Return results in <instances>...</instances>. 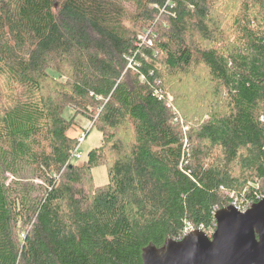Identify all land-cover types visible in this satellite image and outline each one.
<instances>
[{
  "label": "trees",
  "instance_id": "trees-1",
  "mask_svg": "<svg viewBox=\"0 0 264 264\" xmlns=\"http://www.w3.org/2000/svg\"><path fill=\"white\" fill-rule=\"evenodd\" d=\"M231 2L0 0V264H144L232 192L261 200L264 0ZM185 82L186 119L210 110L188 141ZM79 116L102 134L82 163Z\"/></svg>",
  "mask_w": 264,
  "mask_h": 264
},
{
  "label": "water",
  "instance_id": "water-1",
  "mask_svg": "<svg viewBox=\"0 0 264 264\" xmlns=\"http://www.w3.org/2000/svg\"><path fill=\"white\" fill-rule=\"evenodd\" d=\"M212 236L197 230L162 248L144 249V264H264V198L246 212L231 205L215 213Z\"/></svg>",
  "mask_w": 264,
  "mask_h": 264
},
{
  "label": "rangeland",
  "instance_id": "rangeland-1",
  "mask_svg": "<svg viewBox=\"0 0 264 264\" xmlns=\"http://www.w3.org/2000/svg\"><path fill=\"white\" fill-rule=\"evenodd\" d=\"M230 3H232L231 0H228L227 5L231 6V8L227 11V13L229 14L234 12V10L236 9V5H237V3H234V4H230ZM227 5L225 4V7ZM177 89L179 92L177 91ZM181 93L183 94L182 99H180ZM167 96H168V101L173 108L175 116L178 117L180 120V123L178 124L179 125L183 124L187 128L186 135H187V141H188L189 131H191L193 128L197 127L198 125L204 123L208 119V116L210 115V110L204 109L202 107V109L204 110L202 111L200 115L194 116L193 119L191 120L186 119L185 113L184 111H182L183 109L185 110V108H187L186 106L190 108L194 107V109H197L200 106V102H199V99L197 98V95L195 94V90L193 87L189 86L188 82H185L181 86L176 87L172 90H168ZM184 96H186V99ZM71 113H72V110L67 109L65 112V115L68 116ZM81 133H84V135H86V138L80 145L79 151H80L82 158L79 159L77 163H82V162L87 161L89 153L93 151L94 149H97L102 144L101 132L97 128L90 130V121L82 116H79L76 120V124H74L69 130L68 135L69 137L73 139H77L78 136L81 135ZM93 176H94L95 185L97 187L103 186L108 182L107 168L104 166L94 168ZM241 191L243 192L242 195L239 194V191H234L229 195V197L233 199L232 205L235 206L236 204V205L242 206L246 204L245 200L248 196V193H245L246 187H244V189ZM259 193L263 194L262 192H259Z\"/></svg>",
  "mask_w": 264,
  "mask_h": 264
},
{
  "label": "built area",
  "instance_id": "built-area-1",
  "mask_svg": "<svg viewBox=\"0 0 264 264\" xmlns=\"http://www.w3.org/2000/svg\"><path fill=\"white\" fill-rule=\"evenodd\" d=\"M143 40H144V42H146L149 46H152V45H153V42H152L151 39H148V38H144V37H143ZM130 67L135 68V66H132V64H130ZM77 139L79 140V146H78L77 149H76V152H75V158L79 160V159L82 158V156H81V154H80V151H79V148H80V145L82 144V142H83L84 139H85V135H84V133H81V135L78 136ZM257 198L262 200V199L264 198V196H262V195H261V196L258 195ZM261 200H260V201H261ZM252 204H253V201L247 200L245 205H242V206H241V205H236V204H235V207H236L239 211H241V212H246V211L252 206ZM233 206H234V205H233ZM197 230H201V231L205 232L208 236H212V235L214 234V232H215L214 227H211V228L206 229V228H204V226H200V228H196L193 224H191V223H186V226H185V229H184V233H183V234H184V236H185V235H187V234H189V233H191V232L197 231Z\"/></svg>",
  "mask_w": 264,
  "mask_h": 264
},
{
  "label": "bare ground",
  "instance_id": "bare-ground-1",
  "mask_svg": "<svg viewBox=\"0 0 264 264\" xmlns=\"http://www.w3.org/2000/svg\"><path fill=\"white\" fill-rule=\"evenodd\" d=\"M251 207H252V206H251ZM251 207H250V208H251ZM215 230H216V229H215Z\"/></svg>",
  "mask_w": 264,
  "mask_h": 264
}]
</instances>
